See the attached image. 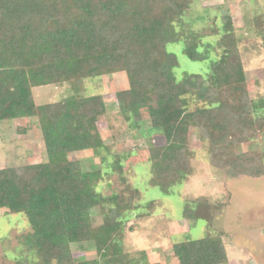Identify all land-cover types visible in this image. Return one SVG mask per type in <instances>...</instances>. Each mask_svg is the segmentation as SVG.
Segmentation results:
<instances>
[{
	"label": "trees",
	"instance_id": "1",
	"mask_svg": "<svg viewBox=\"0 0 264 264\" xmlns=\"http://www.w3.org/2000/svg\"><path fill=\"white\" fill-rule=\"evenodd\" d=\"M194 2L0 0V121L35 120L45 157L0 169V210L22 214L31 230L23 236L29 259L14 264H160L121 244L137 190L104 196L96 189L101 172L68 159L70 153L104 149L96 126L107 112L102 96L68 95L35 105L34 88L124 73L128 86L114 93L118 113L141 128L144 110L146 130L163 137V144L147 146L144 162L151 169L148 184L165 194L191 174L190 128L206 143L209 165L226 177H264L260 153L239 150L264 133V116L254 115L231 15L226 9L218 22L187 30L182 18ZM257 34L264 47V31ZM208 37H215L213 44L203 43ZM180 40L188 59L210 60L205 77L184 73L176 80L177 60L165 46ZM212 51L217 55L211 58ZM108 160L102 158L122 174L119 157ZM206 207L204 197L188 200L181 217L195 222L198 208ZM94 208L102 217L98 226L89 216ZM83 243L92 245L94 259L73 257L71 245ZM171 252L173 264L227 261L216 233L172 244Z\"/></svg>",
	"mask_w": 264,
	"mask_h": 264
},
{
	"label": "rangeland",
	"instance_id": "2",
	"mask_svg": "<svg viewBox=\"0 0 264 264\" xmlns=\"http://www.w3.org/2000/svg\"><path fill=\"white\" fill-rule=\"evenodd\" d=\"M226 9L239 41L254 115L264 116V47L257 34L258 29L264 31V0H195L189 16L182 20L187 30H201L208 21L215 18L217 21ZM214 40L215 37H208L203 43L213 44ZM183 45L180 40L165 46L177 60V67L173 69L176 80L179 81L184 73L205 77L210 60L188 59L183 54ZM216 55L217 52H210L211 58ZM127 86L124 73H115L31 90L35 105L54 103L68 95L102 96L107 112L99 118L96 126L104 149L98 154L92 150L70 153L68 159L78 161L84 170L101 172L96 189L104 196L119 193L125 188L131 192L137 190L133 197L134 209L124 222L121 237L124 250L129 253L143 250L150 263L173 264L172 244L216 233L221 235L225 246L227 261L224 264H264V177H226L209 165L206 143L200 140L197 129L190 128L191 174L181 184L172 186L167 194L150 186L151 169L150 164L144 162L145 149L149 144L161 145L164 140L159 132L146 130L148 122L144 110L141 112V128L127 122L118 113L114 93ZM239 150L258 151L264 160V133L258 134L253 141L240 144ZM113 155L121 161L122 174L112 172L110 166L102 161L107 157L109 162ZM44 158L41 134L35 120L0 121V169L37 164ZM197 197H204L207 207L198 208L195 222L182 218L186 201ZM89 216L93 226L102 223L98 208L91 209ZM30 232L22 214L0 210V264L29 259L23 236ZM71 251L76 260L96 257L89 243L73 244Z\"/></svg>",
	"mask_w": 264,
	"mask_h": 264
}]
</instances>
